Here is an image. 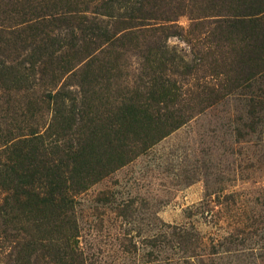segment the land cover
Returning a JSON list of instances; mask_svg holds the SVG:
<instances>
[{
  "label": "rangeland",
  "instance_id": "obj_1",
  "mask_svg": "<svg viewBox=\"0 0 264 264\" xmlns=\"http://www.w3.org/2000/svg\"><path fill=\"white\" fill-rule=\"evenodd\" d=\"M247 1L0 0V264H264Z\"/></svg>",
  "mask_w": 264,
  "mask_h": 264
},
{
  "label": "trees",
  "instance_id": "obj_2",
  "mask_svg": "<svg viewBox=\"0 0 264 264\" xmlns=\"http://www.w3.org/2000/svg\"><path fill=\"white\" fill-rule=\"evenodd\" d=\"M234 9L235 12L231 14L235 20L234 25L238 23L239 27L247 28L251 32L257 31L256 39L258 38L261 49L256 58L260 64L257 73L260 74V78H264V0H248L242 2V7L238 5Z\"/></svg>",
  "mask_w": 264,
  "mask_h": 264
}]
</instances>
